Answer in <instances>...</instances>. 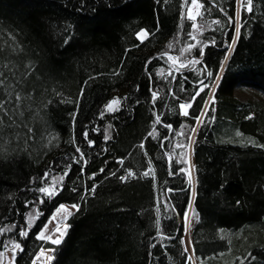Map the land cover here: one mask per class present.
Instances as JSON below:
<instances>
[{"label":"trees","instance_id":"trees-1","mask_svg":"<svg viewBox=\"0 0 264 264\" xmlns=\"http://www.w3.org/2000/svg\"><path fill=\"white\" fill-rule=\"evenodd\" d=\"M198 1L0 0L1 256L193 264V203L198 264H264V103L234 94L264 93V0ZM63 202V239L38 238Z\"/></svg>","mask_w":264,"mask_h":264},{"label":"rangeland","instance_id":"rangeland-1","mask_svg":"<svg viewBox=\"0 0 264 264\" xmlns=\"http://www.w3.org/2000/svg\"><path fill=\"white\" fill-rule=\"evenodd\" d=\"M197 2L200 4L198 0ZM187 5H188V8H187ZM189 7H190V0H189V4H186L187 12L186 10L184 12V15L186 17L188 16ZM200 11H201V8L199 9V12ZM196 12H197V9L195 7H192L191 14L195 15ZM140 33H145L147 35V32L144 29L141 30ZM140 33H139V36L141 38H144L146 36V35L141 36ZM195 41L197 40L195 39ZM169 59L172 61L174 68L176 67L175 69L181 68L180 67L181 64L186 65V64L191 63V60L194 61L193 57L179 58L178 56H172ZM234 94L243 100L260 101L264 103V93L254 88L248 87V86H243V85L238 86L235 89ZM114 100L118 101V98L115 97L110 101L109 105L112 104V108L116 106V104L112 103ZM183 104H188V103H183ZM183 110L186 111L187 108ZM190 159H191L190 164L192 166V158L190 157ZM55 177L57 178L58 176H55ZM53 190L54 188H50V191H53ZM61 205L64 206L63 209H61L60 207ZM73 205L77 206V204L75 203H69V202L61 203L51 214L45 226L39 232V236L42 233L43 236L45 237L44 238L45 240L51 241L50 239H47L48 237H51L52 239H60L61 241L69 228L68 218L77 208V207L74 208ZM39 213L40 212L38 211L36 215H39ZM186 216H187V219L184 220V223H185L184 244H185V247H187L189 257L192 258V263L198 264V260L196 259L195 254L193 252L192 241H191L192 228L197 219V213L193 209V203L190 204V208ZM57 227L60 229L59 232L56 231ZM61 233H63L62 236H61ZM11 249L12 248H8L4 252L3 256L0 255V264H12L13 251L12 253H9ZM42 249L44 250V252L48 250V256L49 255L52 256V251H53L52 247L42 246L35 254L31 264H33L35 258L38 255H40ZM49 250H52V251H49ZM50 261L51 260H48V264L50 263Z\"/></svg>","mask_w":264,"mask_h":264},{"label":"snow or ice","instance_id":"snow-or-ice-1","mask_svg":"<svg viewBox=\"0 0 264 264\" xmlns=\"http://www.w3.org/2000/svg\"><path fill=\"white\" fill-rule=\"evenodd\" d=\"M185 3H186V4H189V0H185ZM247 4H248V10L251 11L252 0H247ZM192 7H195V8L197 9V12H196L195 15H192V14H191V9H192ZM202 7H203V5H202V4H199V3L197 2V0H190V7H189V10H188V16H187V18L190 19V20H192V21H195V20L197 19L198 16L202 15V13L199 12V9L202 8ZM229 22L232 23V24H235V19H234V18H229ZM217 23H218V22H217ZM192 27H193V28H196L197 26H196L195 23H193V24H192ZM234 31H235V33H236V39H238V38H239V28H238V27L234 28ZM140 35L143 36V35H146V34H145V33H140ZM193 39H195V37H193ZM169 47H171V45H169ZM191 47H193V46L190 45V46H189V49H190ZM197 62H198V61H197ZM184 66H185V65H183V64L180 65V67H184ZM208 75L211 76L212 73L209 72ZM202 90H203V89H201V91H202ZM196 95H199V93L197 92ZM155 96H156V93H153V98H155ZM16 99H17V100L20 99L19 94H17ZM194 99H195V97H193V100H194ZM112 103H113V104H117L118 101L114 100ZM213 103H214V100H213ZM3 107H4L3 101H0V109H3ZM108 107H109V109H111V108H112V104L108 105ZM180 107H181V109H186V108H188V107H191V104H190V103H189V104H181ZM184 114L187 115L188 113L185 111ZM157 120H159V118H157ZM168 127H170V125H169ZM193 131H195V129H193ZM150 135H151V133H150ZM189 139H190V138H189ZM180 146L182 147L183 145H180ZM141 147H143V145H141ZM77 151H79V149H77ZM131 175H133V174H132V173H129V176H131ZM143 175H144V176H148V175H150V172H145ZM121 179L124 180V179H127V177H121ZM190 182H191V177H190ZM39 191H40L41 193H45V194H47V195H53V194H54V191H50L48 188H40ZM93 191H94V189H93ZM60 207H61V209L64 208L63 205H61ZM73 207L76 208L77 206H76V205H73ZM65 211H66V210H65ZM185 219H187V216H185ZM56 231L59 232L60 229L57 227ZM27 235H28V232H27V231L21 230V232H20V236H22V237H26ZM62 235H63V233H61V236H62ZM38 238H40V239H44L45 237H44L43 234L41 233V235H40ZM47 239H50L51 242H52L53 244H59V243H60V239H52L51 237H48ZM15 250H20V251H22L23 249H21V248H20V245L17 243V244L14 246L13 251L15 252ZM49 251H52V250H49ZM185 251H187V247L185 248ZM0 255H2V254H0ZM40 255H41V256H44V255H45V252H44L43 249L41 250ZM52 258H53V257L50 256V255L47 256V259H48V260H51ZM37 259H39V257H37ZM191 260H192V258H191V257H188V261L191 262ZM33 264H35V262H33Z\"/></svg>","mask_w":264,"mask_h":264},{"label":"bare ground","instance_id":"bare-ground-1","mask_svg":"<svg viewBox=\"0 0 264 264\" xmlns=\"http://www.w3.org/2000/svg\"><path fill=\"white\" fill-rule=\"evenodd\" d=\"M47 256H48V250L45 251L44 256L38 255L37 257H39V259H37V257L35 258V260H34L35 264H48ZM16 257H17V254H16Z\"/></svg>","mask_w":264,"mask_h":264},{"label":"water","instance_id":"water-1","mask_svg":"<svg viewBox=\"0 0 264 264\" xmlns=\"http://www.w3.org/2000/svg\"><path fill=\"white\" fill-rule=\"evenodd\" d=\"M206 78H202L198 81V84L199 85H202L204 82H205ZM15 259H16V254L14 253L13 251V255H12V263L14 264L15 263Z\"/></svg>","mask_w":264,"mask_h":264},{"label":"flooded vegetation","instance_id":"flooded-vegetation-1","mask_svg":"<svg viewBox=\"0 0 264 264\" xmlns=\"http://www.w3.org/2000/svg\"><path fill=\"white\" fill-rule=\"evenodd\" d=\"M13 264V263H12ZM14 264H16V260H15V263Z\"/></svg>","mask_w":264,"mask_h":264}]
</instances>
